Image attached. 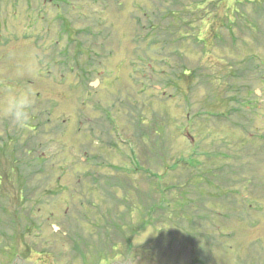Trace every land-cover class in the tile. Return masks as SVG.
<instances>
[{
  "label": "rangeland",
  "instance_id": "rangeland-1",
  "mask_svg": "<svg viewBox=\"0 0 264 264\" xmlns=\"http://www.w3.org/2000/svg\"><path fill=\"white\" fill-rule=\"evenodd\" d=\"M10 93L0 264H264V0H0Z\"/></svg>",
  "mask_w": 264,
  "mask_h": 264
},
{
  "label": "clouds",
  "instance_id": "clouds-1",
  "mask_svg": "<svg viewBox=\"0 0 264 264\" xmlns=\"http://www.w3.org/2000/svg\"><path fill=\"white\" fill-rule=\"evenodd\" d=\"M30 99L19 93H10L0 100V116L24 127L29 119Z\"/></svg>",
  "mask_w": 264,
  "mask_h": 264
},
{
  "label": "trees",
  "instance_id": "trees-1",
  "mask_svg": "<svg viewBox=\"0 0 264 264\" xmlns=\"http://www.w3.org/2000/svg\"><path fill=\"white\" fill-rule=\"evenodd\" d=\"M22 170V168H20Z\"/></svg>",
  "mask_w": 264,
  "mask_h": 264
}]
</instances>
